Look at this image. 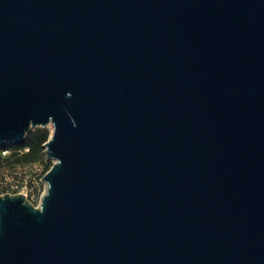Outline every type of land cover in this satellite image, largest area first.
I'll use <instances>...</instances> for the list:
<instances>
[{
  "label": "water",
  "instance_id": "water-1",
  "mask_svg": "<svg viewBox=\"0 0 264 264\" xmlns=\"http://www.w3.org/2000/svg\"><path fill=\"white\" fill-rule=\"evenodd\" d=\"M49 124L0 264H264V0H0V145Z\"/></svg>",
  "mask_w": 264,
  "mask_h": 264
},
{
  "label": "rangeland",
  "instance_id": "rangeland-1",
  "mask_svg": "<svg viewBox=\"0 0 264 264\" xmlns=\"http://www.w3.org/2000/svg\"><path fill=\"white\" fill-rule=\"evenodd\" d=\"M46 128L49 130L50 136L52 132L51 125ZM18 158L20 160H17ZM53 164L54 160L46 157L45 146L42 144L34 152L30 161L18 156L14 158L5 157L0 164V180L17 185L19 193L25 194L34 205L38 206L47 187L43 176Z\"/></svg>",
  "mask_w": 264,
  "mask_h": 264
},
{
  "label": "trees",
  "instance_id": "trees-1",
  "mask_svg": "<svg viewBox=\"0 0 264 264\" xmlns=\"http://www.w3.org/2000/svg\"><path fill=\"white\" fill-rule=\"evenodd\" d=\"M49 138V130L47 128H36L35 130L30 131L27 135L25 141L22 144H16L14 146L10 145H0V164L3 162L5 157L14 158L16 156L30 161L34 152L39 149L42 144H44ZM25 148H28V151H25ZM4 150H9V154L3 155ZM17 160H20L18 158Z\"/></svg>",
  "mask_w": 264,
  "mask_h": 264
},
{
  "label": "built area",
  "instance_id": "built-area-1",
  "mask_svg": "<svg viewBox=\"0 0 264 264\" xmlns=\"http://www.w3.org/2000/svg\"><path fill=\"white\" fill-rule=\"evenodd\" d=\"M25 151H28V148H25ZM7 154H9V150H4L3 155H7ZM6 193H10V194L19 193L18 186L12 183L2 182L0 180V195Z\"/></svg>",
  "mask_w": 264,
  "mask_h": 264
},
{
  "label": "bare ground",
  "instance_id": "bare-ground-1",
  "mask_svg": "<svg viewBox=\"0 0 264 264\" xmlns=\"http://www.w3.org/2000/svg\"><path fill=\"white\" fill-rule=\"evenodd\" d=\"M49 125H51V124H49ZM51 127H52V129H53V126L51 125Z\"/></svg>",
  "mask_w": 264,
  "mask_h": 264
}]
</instances>
